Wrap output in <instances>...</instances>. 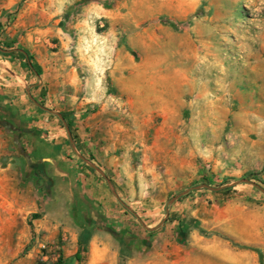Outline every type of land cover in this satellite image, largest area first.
Masks as SVG:
<instances>
[{
    "label": "rangeland",
    "instance_id": "374dc122",
    "mask_svg": "<svg viewBox=\"0 0 264 264\" xmlns=\"http://www.w3.org/2000/svg\"><path fill=\"white\" fill-rule=\"evenodd\" d=\"M0 43V264H264V0H0ZM206 196L227 230L176 244Z\"/></svg>",
    "mask_w": 264,
    "mask_h": 264
},
{
    "label": "crops",
    "instance_id": "0c3cea01",
    "mask_svg": "<svg viewBox=\"0 0 264 264\" xmlns=\"http://www.w3.org/2000/svg\"><path fill=\"white\" fill-rule=\"evenodd\" d=\"M141 169H131L129 166H123V170L126 173V178H122L121 184L116 183L119 187L123 189H129V193L136 192L137 194L143 195L144 193H153L156 190H159L161 198L157 201L158 203H162L167 196L173 191V180H176V177L171 175L170 177L164 179V180H153L152 185L150 184V181H147L146 175H145V169L147 168V165L144 166L141 164ZM183 166L175 164V169L182 170ZM149 169H151V164L148 166ZM125 187V188H124ZM131 189V191H130ZM208 196L206 198L204 197H194V198H186L184 200H181L180 203L176 202L169 212L167 213L168 217H175L176 220L172 222H168L170 224L171 232L174 235L176 230L178 228V221L186 220V223L189 224V222L196 221L199 225L200 229H219L220 223L222 221V225L220 226V229L223 231L227 230L228 228V220L230 217L229 211L226 210V212L221 216L219 214V210L215 208V205L213 203L209 204ZM188 235L185 240V243L190 244H197L205 243L204 238L198 234V229L194 227H190L188 229ZM198 239V240H197ZM176 242V240H175ZM176 244H178L176 242ZM179 245V244H178Z\"/></svg>",
    "mask_w": 264,
    "mask_h": 264
},
{
    "label": "trees",
    "instance_id": "16d2710c",
    "mask_svg": "<svg viewBox=\"0 0 264 264\" xmlns=\"http://www.w3.org/2000/svg\"><path fill=\"white\" fill-rule=\"evenodd\" d=\"M5 47L8 48V49L10 48V46H8V45H6ZM0 48H1V43H0ZM16 53L14 52V53H11L9 55L10 56H13ZM19 53H20L19 55L21 56V58L25 61L26 66H27V69L30 72H32L33 74L37 75L38 74V66L33 61V55L30 54L26 50H20ZM61 116L65 120L69 116V114H67V113H61ZM66 124H67L68 127L70 126V124L68 122ZM205 184H207V183H205ZM111 185L113 186V183L112 182H111ZM232 189H233V186L232 187H226V188L222 189L218 193H223L224 196H226L227 198H229V197H231L234 194L232 192ZM168 209H169V207L168 206H165V210H166L167 213H168ZM125 211L130 212L126 207H125ZM132 215H134V214L132 213ZM175 220H176L175 217H169V218H167V222H172V221H175ZM189 228H190L189 227V224L186 223V220L178 221V228L176 230L175 240H176V242L179 245H183L185 243V240H186L187 235H188V231H189L188 229ZM194 228H195V226H194ZM90 237H91V231H90V229L89 228H83L82 231H81V233L79 234L78 241H77L78 251L74 255V259L77 262H80V260H81V252H84L86 250L87 244H88V242L90 240ZM56 264H61V260L59 259Z\"/></svg>",
    "mask_w": 264,
    "mask_h": 264
},
{
    "label": "water",
    "instance_id": "95a60500",
    "mask_svg": "<svg viewBox=\"0 0 264 264\" xmlns=\"http://www.w3.org/2000/svg\"><path fill=\"white\" fill-rule=\"evenodd\" d=\"M4 52H5V51H4ZM6 52H10V51H6ZM38 107L41 108V109H43V110H45V111H47V112H49V113H53V112H51V111H49V110H47V109H45V108H42L41 106H38ZM53 114H55V115L59 118V120L63 123L65 129L67 130V132H68V134H69L68 127H67L66 124L64 123V119H63V117L61 116V114H59V113H53ZM80 158H81L83 161H85L82 157H80ZM87 164H88V163H87ZM88 166H90L92 169H94L96 172H98V173L103 177V174H102L97 168H95L94 166H92V165H90V164H88ZM106 181H107L108 186H109V187H112L110 181H108V180H106ZM246 182L249 183V181H246ZM254 186L257 187L256 185H254ZM201 188H204V189H207V190H210V191L214 192V191H220L221 189H224L225 187L211 188V187H209V186H207V185H202V186H198V187L193 188V189H201ZM257 188H258V187H257ZM188 191H189V190H187V191L183 192L182 194H180V195H178V196L172 198V199L170 200L169 203L174 202L176 199H178L180 196L186 194ZM261 191L264 193L263 190H261ZM151 230H154V229H151Z\"/></svg>",
    "mask_w": 264,
    "mask_h": 264
}]
</instances>
